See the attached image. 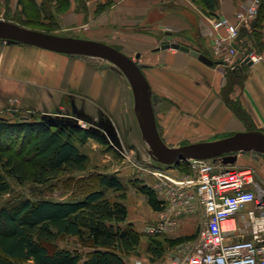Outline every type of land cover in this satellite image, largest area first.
<instances>
[{"label": "crops", "instance_id": "0c3cea01", "mask_svg": "<svg viewBox=\"0 0 264 264\" xmlns=\"http://www.w3.org/2000/svg\"><path fill=\"white\" fill-rule=\"evenodd\" d=\"M41 1L36 0L38 7ZM69 1V9L57 16L60 18L63 33L78 31L72 34L76 36H60L107 44L138 63L151 89L159 133L168 146L176 148L188 144L183 142L181 146H172L180 140L165 131H184L181 136L189 144H195L213 142L251 130L223 99L222 90L227 83L228 66L221 62L209 66L189 53L161 49L164 41L171 40L194 49L213 61L218 59L213 51L216 32L210 21L215 17L204 15L195 7L194 2L173 1L143 6L138 0H115L109 11L98 14L93 2H86L84 8L76 0ZM218 1L216 17H225L232 23L235 22V14L243 10L249 2ZM7 2L14 13L22 11L18 0H0L1 14L7 9ZM82 8L83 12L78 10ZM85 29L93 33L86 35L83 31ZM218 33L225 37L226 31L221 30ZM259 34L256 38L253 36L254 42L260 46L258 53L264 57V20ZM0 62V83L8 86L12 94L21 95L26 87H35L44 90V99L41 100L45 103L48 101L47 97L51 102H60L63 96L73 97V109L85 113L84 120H102L101 115L105 114L117 127L124 129L128 126L129 131H138L141 142L147 147L139 127L132 87L125 75L112 64L96 58L68 56L23 44L8 45L1 41ZM238 86L234 88L243 91V110L251 117L253 124L260 131H264V62L248 66L244 85ZM112 125L114 126L113 123ZM218 135L221 138H215ZM108 142L110 143L109 140ZM95 143L100 144L91 139L79 148L90 157L84 150ZM114 148L118 152L123 151ZM243 154L247 153H240L237 162L231 167H242L245 158ZM150 158L152 159L151 156ZM132 166L133 164L125 162L113 168L110 173L117 175L126 188L127 185L130 187L131 182L139 187L138 182L134 181H140L142 177ZM146 185L152 187L154 184L147 182ZM131 189L132 187L127 189L125 200L128 208L127 222L134 224L142 233L149 220V213H145L144 209L139 212L138 208L139 204L148 200L143 195L142 199L137 198V203L130 201L133 198ZM133 203L138 211L136 215ZM151 210L150 220L156 223L162 212H155L152 208ZM197 229L198 217L189 215L179 219L178 228L164 237H193ZM143 242L144 239L142 244Z\"/></svg>", "mask_w": 264, "mask_h": 264}, {"label": "trees", "instance_id": "16d2710c", "mask_svg": "<svg viewBox=\"0 0 264 264\" xmlns=\"http://www.w3.org/2000/svg\"><path fill=\"white\" fill-rule=\"evenodd\" d=\"M192 1L200 2L209 12L208 16L217 18L218 0ZM76 2L84 7L86 0ZM261 3L251 30H247L255 38L260 35L264 20V3ZM18 4L22 7L23 20L11 22L32 27L41 14L56 23L57 14L66 12L70 1L42 0L39 7L36 0H18ZM247 69L248 66L227 70L222 96L235 114L251 130H256L249 115L233 107L231 98L233 87L245 82ZM18 118L11 121L0 117V197L12 193L8 179L21 186L31 184L47 189L55 186L62 176L85 173L90 158L79 146H85L91 139L104 146L110 144L100 134L68 120L59 123L52 118L36 119L27 114H20ZM188 164L185 161L175 166L182 171ZM70 180L80 182L84 192L75 188L78 193L68 200L20 199L0 207V264H126L124 256L139 251L143 235L134 224L127 222V188L117 175L95 171ZM94 182L98 185L94 186ZM83 183L92 189L85 188ZM138 190L147 197L155 212L164 210V202L151 186L143 184ZM67 236L78 238L91 249L86 259L69 249L53 248L59 238ZM151 237L147 251L161 258L166 247H176L196 235L178 239Z\"/></svg>", "mask_w": 264, "mask_h": 264}, {"label": "built area", "instance_id": "2783aa9c", "mask_svg": "<svg viewBox=\"0 0 264 264\" xmlns=\"http://www.w3.org/2000/svg\"><path fill=\"white\" fill-rule=\"evenodd\" d=\"M260 4L253 0L236 13L234 23L225 17L211 21L215 32L227 33L214 40L215 55L233 71L247 66V59L253 65L264 62L261 54L242 46L240 37L241 28L251 30ZM81 127L87 128V124ZM190 164L195 176L184 179L166 175L162 169L153 173L158 181L152 188L164 202V210L156 223L147 226L146 233L167 235L178 228L179 219L194 215L198 217V234L177 245L169 262L137 259L134 264H264V189L255 182L253 172L233 170L220 160Z\"/></svg>", "mask_w": 264, "mask_h": 264}, {"label": "rangeland", "instance_id": "374dc122", "mask_svg": "<svg viewBox=\"0 0 264 264\" xmlns=\"http://www.w3.org/2000/svg\"><path fill=\"white\" fill-rule=\"evenodd\" d=\"M115 0H86V2H93V5L96 8V12L98 14H101L102 12L109 11V9L112 7L114 4ZM140 1V4L144 5H151L155 3H169L173 1L177 2H187V0H138ZM190 3H193L192 0H188ZM246 3L248 2V5L252 3L253 0H244ZM264 3V0H260ZM262 4V3H261ZM7 9L0 15V19L2 20H10L11 21H17L21 22L23 20L22 16L20 13L16 12L14 13L13 10L10 9L9 3L7 2L6 4ZM78 5L82 7V5L78 2ZM195 7L203 12L204 15H208V11L205 10V8L200 4L198 1H194ZM86 8V3L85 6ZM260 8V7H259ZM79 11L83 12L84 9L82 10L78 9ZM239 12V11H238ZM237 12V13H238ZM236 15V14H235ZM153 19V16L151 15V20ZM107 21V19L105 20ZM212 21V19L210 20ZM35 25L32 27H26L32 30H38V31H44L56 35L60 34H68L71 36H76L72 35L75 34L78 30L74 31H65L66 33L62 32V27H61V21L60 18H57V22H53L49 19H47L43 14H41L37 20H35ZM18 24V23H17ZM38 24V25H37ZM253 24V23H252ZM20 25V24H19ZM22 26V25H21ZM25 27V26H24ZM58 28V29H57ZM84 34L86 35H91L93 32L91 30H83ZM97 32L94 31V33ZM103 32V31H102ZM227 33L225 34V36ZM215 40L216 38L219 37H224L221 36L218 32H216ZM240 37L242 40V46L244 48L249 49V51H260V46L255 43V38L249 35L247 30L245 28L240 29ZM213 51H214V42H213ZM215 53V52H214ZM232 61V60H231ZM219 62V61H218ZM235 61H233L234 63ZM1 65V62H0ZM229 71H233L230 68H228ZM227 69V70H228ZM240 69V68H239ZM238 70V68H237ZM244 83L242 84V86ZM7 87V88H6ZM235 87V86H234ZM235 93L231 95L232 101H233V107L238 110L239 112L243 111V106H242V96H243V91L242 89L234 88ZM237 87H239L237 85ZM44 90L41 88H35V87H26L24 94H12L6 85H1L0 83V117L9 119L11 121H18V117L20 114H27V115H33L35 118H40L42 117L44 119L45 115H50L52 112L55 113H60V115L67 116L69 118H79L80 119V124H83V116L85 113H82L81 111H75L73 109L72 101L73 97L70 96H63L61 97L60 102H51L50 98H46L48 101L47 103L43 102V93ZM52 98V97H51ZM40 100L42 102H40ZM53 100V98H52ZM55 100V98H54ZM246 111H243L244 113ZM247 114V113H246ZM98 116V115H97ZM100 116V115H99ZM52 117L53 116H49ZM49 117H46L44 120H47ZM107 115H101L102 120H91L90 122H97L101 128L106 130V126L114 124L115 130L117 131V135H113V137L110 140L111 144L104 146L102 144H90L88 145L84 152L89 153V166L88 169L85 173H76L72 175H65L60 178V180L56 183H54L55 186L52 188H39L38 186L27 184L25 186L18 185L14 180L8 179L11 187H12V193L9 195H4L0 197V207L5 206V205H10L15 203L16 201L20 199H31V200H39V199H51V200H68L74 197L75 188L77 190H81V183L80 182H75V180H70L72 177L75 179H78L79 177L88 175L90 172H99V171H104L107 173H110L113 168H117L120 166L122 163H131L133 164L132 168L136 173L138 172V175L142 177V180L140 181H134L138 182L139 186L143 184L150 183L151 185L156 184L158 179L153 175L154 172L161 171L165 173L166 175L178 178V179H184L187 175H192L195 176L194 174V169L192 168L191 164L185 165L183 167V170L181 171L179 168L173 167V168H167V167H158L159 164H156L154 160H152L149 156V151L146 146L141 142L139 138V133L138 131H129L128 126L125 127L124 129L119 128L116 126V124L110 120ZM251 118V117H250ZM252 120V119H251ZM89 128V125L87 126ZM87 128V129H88ZM256 130H260L258 126L255 125ZM108 133V130L105 131ZM264 132V131H263ZM165 133L174 135L177 140H180L179 143H174L172 146H181L183 142H187L185 144H189L186 138H183L181 135L184 133V131H165ZM224 135V134H223ZM116 138H119L122 144V152L116 153L115 150H113L114 147H116L114 140ZM183 138V139H182ZM215 138H221V135H218ZM207 139V138H206ZM93 143V142H92ZM177 148V147H176ZM115 149V148H114ZM121 153V154H120ZM104 155V156H103ZM107 155V156H106ZM245 155L244 161L242 162V167H237L234 168L233 170H248L250 169L254 176H255V182L259 184L263 189H264V155H260L257 153H247L243 154ZM190 163V162H189ZM132 173V172H131ZM111 174V173H110ZM132 175V174H130ZM129 175V176H130ZM130 178V177H129ZM132 179V178H131ZM92 183V182H89ZM85 185V188L87 189H92L91 187L88 186V183H83ZM77 185V187H76ZM98 185V182H94V186ZM127 189L129 190L132 187V194L133 198L130 201H134L137 203V198L142 199L143 195L139 190L138 186H136L135 183L127 185ZM83 193V189L80 191ZM145 196V195H144ZM146 197V196H145ZM133 203V211L136 214H138V211L136 210V205ZM132 207V208H133ZM139 212L144 209L145 213L148 212L149 215L148 218L149 220L145 224V230L142 232V240L144 239L143 244L141 245V248L137 253H133L125 257V262L126 264H134L137 259L143 260L146 263H162V262H169L172 255L175 254V248L176 247H166V251L164 255L161 258H156L153 255L149 254L147 251L148 248V243L149 239L152 238L146 233V228L147 226L153 224L154 221L150 220L152 217V210L148 205V201H143L141 204H139ZM146 215V214H145ZM199 232V229L196 230L195 234L197 235ZM159 238L162 239L163 236H155L154 238ZM53 248L57 250L61 249H69L73 252H77L83 259H86L91 252V249L86 245L83 244L78 238L76 237H62L57 240ZM19 264H30V263H19Z\"/></svg>", "mask_w": 264, "mask_h": 264}, {"label": "water", "instance_id": "95a60500", "mask_svg": "<svg viewBox=\"0 0 264 264\" xmlns=\"http://www.w3.org/2000/svg\"><path fill=\"white\" fill-rule=\"evenodd\" d=\"M0 41L8 45L33 46L68 56L96 58L106 61L120 70L132 87L139 127L149 154L154 162L160 166L170 168L180 162L198 160H214L215 162L220 160L223 165H234L240 153L251 152L264 155V132L260 130L235 133L213 142L188 144L177 148L168 146L159 133L151 89L141 67L133 59L112 46L92 40L32 30L2 19H0ZM161 49H173L189 53L209 66L217 64L200 52L171 40L164 41ZM244 65L252 66L253 63L247 59ZM49 116H53V118ZM46 117L59 123L68 120L76 126H80L79 118H69L55 112L45 115L44 119ZM83 122L89 125L90 131L100 134L107 140H111L113 135H117L113 125L106 126V130H104L97 122H90L87 119ZM107 130L108 133L105 132ZM114 143L117 149L122 150L119 138H116Z\"/></svg>", "mask_w": 264, "mask_h": 264}, {"label": "bare ground", "instance_id": "6f19581e", "mask_svg": "<svg viewBox=\"0 0 264 264\" xmlns=\"http://www.w3.org/2000/svg\"><path fill=\"white\" fill-rule=\"evenodd\" d=\"M218 61L221 62L220 60L217 59L216 62H218ZM219 62H218V63H219Z\"/></svg>", "mask_w": 264, "mask_h": 264}]
</instances>
